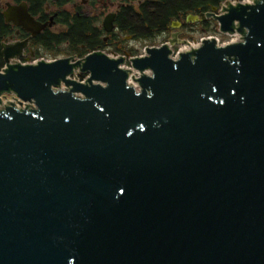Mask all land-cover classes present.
<instances>
[{"label": "water", "instance_id": "obj_1", "mask_svg": "<svg viewBox=\"0 0 264 264\" xmlns=\"http://www.w3.org/2000/svg\"><path fill=\"white\" fill-rule=\"evenodd\" d=\"M206 19L233 38L129 69L3 46L0 264H264V0L186 22Z\"/></svg>", "mask_w": 264, "mask_h": 264}, {"label": "flooded vegetation", "instance_id": "obj_2", "mask_svg": "<svg viewBox=\"0 0 264 264\" xmlns=\"http://www.w3.org/2000/svg\"><path fill=\"white\" fill-rule=\"evenodd\" d=\"M163 2L164 0H0V62L3 64L0 71L5 68L1 53L3 46L15 44L21 45V51L12 62L24 66L39 62L51 63L60 59L82 61L85 56L94 52L103 53L110 59L113 58L109 55L123 58L124 64H130L131 58L147 56L146 51L143 55L135 56L136 50L132 44L148 41L138 38L132 30L133 17L155 14ZM206 6L209 8L197 4H192L191 9L177 8L173 14L178 17L170 20L168 27H150L152 36H166L161 45L168 44L170 40L186 41L189 44L187 39L193 38L198 32L197 24L213 20L186 22L187 16L191 14L185 18L179 16L184 11L198 16L215 7L209 4ZM109 15L113 16L112 25L106 31L103 21ZM123 17L126 18V23ZM174 22H179L180 25L171 28ZM126 28L132 32L125 34ZM173 34L177 36L176 40L172 37ZM175 46L170 49L176 48ZM195 49L197 48L192 50ZM86 50L92 51L81 56ZM179 56L180 53L178 59ZM75 71L85 75L79 69Z\"/></svg>", "mask_w": 264, "mask_h": 264}, {"label": "trees", "instance_id": "obj_3", "mask_svg": "<svg viewBox=\"0 0 264 264\" xmlns=\"http://www.w3.org/2000/svg\"><path fill=\"white\" fill-rule=\"evenodd\" d=\"M225 1H232V0H164L162 5H159V10L152 15H135L132 30L136 33V36L142 40H148L152 41L154 36H152V32L150 27L156 26V25H162L165 27H168L170 20L177 19V15L173 14L174 10L177 8L179 9H191L192 4L202 5L206 9L209 7L206 6L214 5L215 7L219 8L220 5ZM189 11V10H188ZM191 14L195 15L192 12H185L181 14L180 18H185L186 15ZM123 21L126 23V18L123 17ZM130 25V22H127ZM146 26H145V25ZM198 32H214V29L217 28V24L214 21H208L206 23L199 22L197 24ZM131 29H125V34H129L132 32ZM150 37V39H149ZM92 50H86L84 51L81 56H85ZM3 67V64L0 62V69Z\"/></svg>", "mask_w": 264, "mask_h": 264}, {"label": "rangeland", "instance_id": "obj_4", "mask_svg": "<svg viewBox=\"0 0 264 264\" xmlns=\"http://www.w3.org/2000/svg\"><path fill=\"white\" fill-rule=\"evenodd\" d=\"M241 1V0H240ZM244 1H248V0H244ZM222 6V5H221ZM215 22V21H214ZM216 23V22H215ZM217 24V23H216ZM212 35H217V36H220L222 37V42L225 43L227 40H230L233 38L232 35H225V34H222L219 32L218 30V26L216 29H214V32H197L196 35L193 36V38L189 39V40H192L193 42L195 43H199L204 37H207V36H212ZM166 39V36H157L155 38L152 39V41H146V42H140L139 44L138 43H134L132 44V46H134L135 50H136V53H135V56H140V55H143L144 53V48L145 47H158L161 45V43ZM176 48L174 49H171L172 50V53H173V57H175L176 55H178L179 53V46L176 45L175 46ZM124 66L129 69V64L128 62L126 64H124ZM87 77V75H80L79 73L77 74V80L82 83L83 82V79ZM71 79H73V76H71ZM11 96H6V98H10Z\"/></svg>", "mask_w": 264, "mask_h": 264}, {"label": "built area", "instance_id": "obj_5", "mask_svg": "<svg viewBox=\"0 0 264 264\" xmlns=\"http://www.w3.org/2000/svg\"><path fill=\"white\" fill-rule=\"evenodd\" d=\"M237 1H240V0H237ZM241 1H244V0H241ZM6 100L9 101V102H14V101L18 102V101H19V100H18L16 97H14V96H11L10 98H6Z\"/></svg>", "mask_w": 264, "mask_h": 264}]
</instances>
